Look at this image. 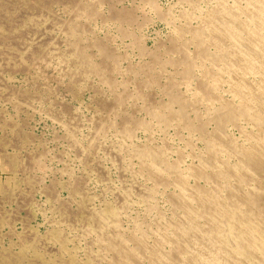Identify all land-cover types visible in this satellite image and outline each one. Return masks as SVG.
I'll return each mask as SVG.
<instances>
[{
  "label": "rangeland",
  "instance_id": "obj_1",
  "mask_svg": "<svg viewBox=\"0 0 264 264\" xmlns=\"http://www.w3.org/2000/svg\"><path fill=\"white\" fill-rule=\"evenodd\" d=\"M21 1L24 4H22ZM46 1L49 0H28L29 3L26 0H0V12L5 14L4 17V15L0 13V52L2 53H0V143L2 144H0V264H4L5 260H8V257H12L19 264H65L70 258L76 259L78 264H105V261L102 262L100 259L97 260L96 257L104 253V251H101L102 247L93 240L94 238L96 239V235H98V227L94 226L92 231H89L88 227L89 224L93 222L92 217L94 214H100L110 208H119L120 210L119 203L121 199L119 198L122 197L121 195L128 193L129 201H127V206L121 214V224L123 225V229L125 227L128 229H124V231L129 232L132 230L134 226L133 223L136 221H155L154 218H156L157 212L150 209L149 211L146 210L150 207L149 205L151 203L156 205L157 208L160 207V212H162L166 218H169L172 214V209L170 204H168L167 196L169 191H177V189L175 187L172 188V186H169L168 189L165 187L158 188L157 191L159 193H156L152 202L146 203L147 200L142 195V192L153 187V182L147 175H144V173L140 171L139 160H137V157L135 158L132 156L129 150L135 147H143L144 145L150 147L160 146V148L166 147L165 149L169 155L167 158L170 162L178 161L180 159L179 153L181 152L184 154L181 160V167L184 169L193 165V163L197 164V155L205 148V142L201 140L197 134L191 135L187 134V130H178L176 124H171L172 127L170 126V128L169 125L159 124L151 114L149 115V112H145V109L148 111L153 105H160L161 103H165L164 101H169V97L166 95L167 93L164 94L163 87L164 85L166 86V83L168 84L171 79L175 82V92L179 93L186 101L196 103L197 100L202 99L203 92L199 88L198 81L199 77L201 78L203 75L205 66H209L210 64L207 63V65L203 66V64L199 62V65L194 68L193 75H186L183 72L182 66L173 63V60H177L180 54L172 52L170 47L176 29L184 24L181 13H194L196 16L193 18L192 25L195 26V24L198 25L199 23V17L203 15L207 9L212 8L215 2L214 0H210L212 2L209 0H193V2L192 0H50V3H45ZM80 4L81 6H79ZM29 5H31V8ZM77 7L81 12L78 11ZM88 7L91 9H87ZM122 11L130 12L136 20L133 19L135 23L132 21L130 24L114 18L116 13L120 14ZM76 15L80 16H78L80 18L79 20ZM5 20L7 23H5ZM69 24H75L77 35L80 39L83 37L81 39L85 47H83V49L94 65L104 68H110L111 66H109L108 64L110 63L105 61L103 56L100 55V49H96L99 47L94 45L95 40L100 43L99 45L101 47H106L105 49L114 53L117 59L115 65H113V80L106 82L100 75L91 74L89 71L85 72L86 70L83 66H79L77 58L71 53L73 49L69 46L72 41L70 31L66 29ZM24 31L25 33H22ZM66 31L69 32V34L66 33ZM6 33H9V35ZM7 37L8 41L4 40L7 39ZM13 38L17 40H15V45L12 43L14 42ZM45 38L47 40L49 39L48 42ZM69 40H71L70 43ZM90 41L93 42L91 43ZM55 44L59 45L57 46ZM66 44H68V46ZM31 47L35 49V51L31 49ZM141 47L142 49L145 48L143 50L139 49ZM51 48H53L54 53L50 50ZM189 48L188 51H190L192 55L194 47L190 45ZM146 51L147 53L144 54ZM158 53L160 56L158 57L160 63L155 64L153 60L154 55L151 54L158 55ZM144 63H148L147 65L145 64V66L150 65L151 68L154 69L152 72L153 80L150 84L151 86L147 87V89L146 87L142 88L141 90H143V93L145 92L144 95L146 94L147 101L150 98L153 100L156 99L154 101L149 100L147 102L143 98H136V101H134L135 98L132 96V94H135L133 90L137 88L136 85L141 82L144 83L142 80L149 78L143 71L139 70V66L144 69L145 66H142ZM153 63L156 66L153 65ZM161 65H163V67ZM133 72L138 74L134 75ZM155 74H158L159 78H157L158 75ZM72 80L74 81L72 82ZM124 80L129 82V86L126 85V82H123ZM120 83L122 84L120 85ZM113 84L115 86H113ZM128 88L131 90L130 93L128 92ZM226 88L227 86H224L220 93L222 92L221 95L223 94L224 98L230 99L231 94ZM137 89L136 92L140 90L139 86ZM122 90H126L129 94L132 93L127 99L122 101L123 105L116 103L117 96L123 93ZM150 92L154 94L152 93L150 95ZM115 93L119 95L116 94L117 96H115ZM160 100H162V102H160ZM201 101H198V103H201ZM142 103L143 105L146 104V107L144 106L145 109H143ZM108 105L111 108H109ZM206 105L207 103H202L200 106L198 104L196 107L199 114L198 118H206L207 113L205 111H208L211 107H216V104ZM124 108L127 109L125 110ZM177 108L178 106H175V109ZM108 110L110 111L108 112ZM132 111H134V113ZM126 117L140 121L144 119L142 122H145L147 126H149V131L146 128H138V130L136 129L134 132V134H136L133 135L131 139L126 140L119 134V125H122L120 121ZM190 117L195 118L196 115L192 112ZM69 121L70 124L68 125ZM118 122L121 124L118 125ZM99 124H104L106 126V128H104L105 130H103V128L100 129ZM213 126V123L208 125L209 129H212ZM115 127L118 129H115ZM227 131L232 137L242 142V134L239 129L234 126H228ZM91 133H95L96 135L93 134L92 136ZM180 133L183 136H181ZM97 134L99 137H97ZM149 135L151 137H149ZM197 137L201 141L198 140ZM94 138L96 139L94 140ZM118 138L121 139L118 140ZM191 138L193 139L192 142L194 146L191 145L187 147L189 145L187 139ZM101 141L104 142V146ZM132 145H134V147ZM119 147H121V149ZM191 149L194 150V153L193 151L192 153L196 154L195 157L191 153V155L189 154ZM199 149H201V152H198ZM126 150H128V152ZM176 150H178V152ZM195 151L197 153H195ZM95 152L98 153L96 154ZM112 153L115 156H113ZM38 156L42 158L38 160ZM9 157L11 160L14 159L15 163L13 165L15 166L8 164V161L6 162ZM35 160L38 161L34 163ZM232 161L234 162V160ZM28 162L32 164L30 165ZM124 162H126V165L123 164ZM28 164L29 167H27ZM32 165L34 169H32ZM131 166L133 169H131ZM122 179L125 181H122ZM29 181L30 183L27 184L26 182ZM24 182L26 184H24ZM82 183H84V185ZM191 183H194V181L191 180ZM75 186L78 187L79 191L74 190L73 187ZM81 186L83 188H81ZM165 191L168 194H163ZM160 193L163 194V196ZM100 198L103 199L100 200ZM155 199H159L158 202L155 201ZM140 205H143L144 208ZM129 207L131 209H129ZM87 209L89 211H87ZM3 210L4 212H2ZM130 210L133 211L131 212ZM144 211L147 212L144 213ZM151 211L156 213L154 214V212ZM147 215H149V217ZM143 216L146 218H143ZM127 225L131 226L129 227ZM56 232H60L61 239L54 236ZM83 232L85 233L83 234ZM106 232L105 234H112V227H108ZM93 259L96 261L93 262Z\"/></svg>",
  "mask_w": 264,
  "mask_h": 264
},
{
  "label": "bare ground",
  "instance_id": "obj_2",
  "mask_svg": "<svg viewBox=\"0 0 264 264\" xmlns=\"http://www.w3.org/2000/svg\"><path fill=\"white\" fill-rule=\"evenodd\" d=\"M26 1L28 2V0H26ZM49 1H46L45 3H50ZM192 2H193V0H192ZM210 2H212V1H210ZM214 2L215 3H214L212 8H209L207 10L205 9L206 11L204 12V14L199 17V23L196 21L198 23V25L195 24V26L192 25V21L196 15H194V13H191V12H189V13L188 12L187 13L182 12L181 15H182V18L184 19V22H183L184 24H182L178 29H176L174 37H172L171 47L169 46L171 48L172 52H174L176 54H180V56L178 55L179 58L177 60L176 59L173 60V63L177 64L179 66H182L183 72L186 75H193L194 68L197 65H199L198 64L199 62L202 63L203 66L207 65V63L210 64L209 66H205L203 75L201 78L199 77V81H198L199 88L203 92V96L201 99L202 101L197 100L196 103H191V102L186 101L179 93L175 92V89H174L175 88V82L173 81V79H171L168 82V84L166 83V86L164 85V87H163L164 89L162 88L164 90V94L167 93L166 95H168V97H169L168 102L164 101L165 103H163V104L161 103L160 105H153L150 107V109H148V107H147L148 111L145 109L146 104L145 105H143V103L141 104V105H143L142 107L145 106L143 108V109H145V112L146 113L149 112V115L151 114L152 117L154 119H156L159 124L161 123V124L166 125V126L169 125V128H170L171 124L172 125L176 124L178 126L177 127L178 130L184 129V130H187L186 131L187 134H191V135L197 134L199 136V138H201V140H203L205 142V145H204L205 148L202 152H201V149H199L200 151L198 150V152H201L200 154L197 155L198 163L197 164L193 163V165H191L187 168H184V169L181 167V163H182L181 160L184 156V154L181 152H180L181 154L179 153L180 159L178 158L179 159L178 161L170 162L169 159L167 158V156H169V155L167 154V150L165 149L166 147L160 148V146H157V147H159V148H157V147H150V146L144 145L143 147H135V148L129 150L130 153L132 154V156H134L135 158L137 157V160H139L140 171L142 173H144V175H147V177L149 179H151V181L153 182V187L150 186L151 187L150 189L142 192V195L147 200L146 203L152 202L153 197L158 192L157 191L158 188L160 189L161 187H163V188L165 187L168 189L169 186H172V188L175 187L177 189V191L175 190V192H170L168 190L169 194L166 193V191L163 192V194L164 193L168 194V196L166 195L167 200L169 202L168 204H170L171 209H172V212H171L172 214L169 218H166L163 215V213L160 212V209H159L160 207L158 206L157 203L156 204L159 208H157L156 205L151 203L149 205L150 207L149 208L147 207L148 209H146V210L149 211V209H150V210H155L157 212V216H156V218H154L155 221L154 222H148V220H146V221L142 220L143 222L136 221L135 223H133L134 226L132 227V230L129 232L124 231V229H127V228L125 227L123 229V227H122L123 225L121 224V219H122L121 214H122V212H124L123 210L127 206V201H129V199H128L129 194L128 193H125L124 195L119 194L122 196V197L120 196L121 198H119V199H121L120 203H119L120 210H119V208H116V209L110 208V209H108V210H106L100 214H97V215L94 214V216L92 217L93 222L90 223L88 227H89V231H92L94 229V226L98 227V229H97L98 235H96L97 236L96 239L93 237L94 238L93 240H95L100 245V247H102L101 251H104V253H101L99 256H96V257H97V260L100 259L102 262L105 261V264H264V0H214ZM21 3H22V1H21ZM22 4H24V3H22ZM29 6L31 8V5H29ZM79 6H81V4ZM78 7H77V9L79 11ZM45 8H46V6H45ZM87 9H89V7ZM36 11H37V9H36ZM31 12H32V10H31ZM79 12H81V11H79ZM79 12H78V14H79ZM1 14H3V13H1ZM37 14H38V12H37ZM3 15L5 17V14H3ZM78 16H77V19L79 20L80 16L79 17ZM83 16H85V15H83ZM6 17H8V16H6ZM133 17L134 16H132V14H130V12L128 13V12H124V11L120 12V14L116 13V15H114V18H117L118 20H120L122 22L123 21L128 22L130 24L132 23V21L134 22V20H135ZM71 21H73V20H71ZM88 22H89V20H88ZM5 23H7L6 20H5ZM180 23H181V21H180ZM8 25H9V23H8ZM46 28L49 29L48 27H46ZM66 29H68V31H70V37L72 39V41L69 40V43L71 41V44L69 46H70V48L73 49V51L71 53H73L74 54L73 56L77 58V60H78L77 62L79 64V66L80 65L83 66V68L86 70V71L84 70L85 72L89 71L91 74L94 73V74L100 75L101 78L106 82L113 80V78H112V72L114 71L113 65H115L116 59H117L115 57L114 53L105 49L106 47L105 48L101 47L99 45L100 43L96 42V40H95L94 45H96V47L97 46L99 47L96 49H100L99 50L101 52L100 55L103 56V59H105V61L110 63L108 65L109 66L111 65L110 66L111 70L108 67L104 68V67L94 65V63L91 62L90 57L85 53V51L83 49L84 46H83V43L81 40L83 37H81V39H80V37L77 35L75 24L74 25L69 24L68 28H66ZM34 30H35V28H34ZM34 30H32V31H34ZM61 32H63V31H61ZM19 33H21V32H19ZM22 33H25V31ZM66 33L69 34V32H67V31H66ZM7 35H9V33ZM16 35H15V37H16ZM67 38H69V37H67ZM4 40L8 41V37H7V39H4ZM15 40L16 39H14V42H12L13 44L16 43L17 40L16 41ZM29 40H30V38H29ZM48 40L46 39L47 42H48ZM169 40H170V38H169ZM17 43H19V42H17ZM34 43H35V41H34ZM45 44H47V43H45ZM84 44H85V42H84ZM55 45H57V44H55ZM66 45L68 46V44H66ZM91 45H93V44H91ZM190 45H192L194 47L192 55H191V52L188 51V49H190L189 48ZM30 46H32V45H30ZM142 47L139 49H142ZM38 48H40V47H38ZM20 49H21V47H20ZM24 49H26V48H24ZM31 49H33V48L31 47ZM33 50L35 51V49H33ZM50 50L53 51V48H51ZM37 53H39V52H37ZM53 53H54V51H53ZM146 53H147V51L144 54H146ZM151 53H154V52H151ZM151 55H154L153 60L155 61V64L160 63V60L158 59V57H160L159 53H158V55L157 54H151ZM30 57H32V56H30ZM43 57H44V55H43ZM145 64L146 63H144V65L142 64V66H145ZM155 64L153 63V65H155ZM159 66H160V64H159ZM161 66L163 67V65H161ZM139 67H140L139 70L143 71L149 78H145L146 80H142V81H144V83L141 82V83L137 84L136 87L138 88V86H139L140 90L142 88H145V87L147 89V87L151 86L150 84L152 83V80H153L152 72L154 69H152L150 65L145 66L144 69L141 66H139ZM5 69H7V68H5ZM10 69H12V68H10ZM7 70H9V69H7ZM70 73H72V72H70ZM135 74H138V73H134V75ZM141 74H142V72H141ZM158 74H155V75H158ZM159 75L157 76V78H159ZM86 77H88V76H86ZM97 77H99V76H97ZM133 80H135V79H133ZM155 80H156V78H155ZM73 81L74 80H72V82ZM85 81H86V79H85ZM100 81H102V80H100ZM114 82H115V80H114ZM123 82H126V81L124 80ZM128 83L129 82H126L127 86H129ZM108 84H110V83H108ZM114 84H113V86H115ZM121 84L122 83H120V85ZM134 84H135V82H134ZM157 84H160V83H157ZM224 86H227L226 89H228V91L231 94L230 99L224 98L223 97L224 95L223 94L221 95L222 92L220 93L221 89H223ZM129 89L130 88H128V92L130 93L131 90H129ZM136 89L133 90V91H135V94L131 93L132 96H134V98H135L134 101H136V98H139V99L143 98V99H145V101H147L146 100L147 97L145 96L146 94L144 95L145 92L143 93V90H141V91L139 90L138 92H136ZM126 90L125 91L122 90L123 93H121V91H120V93H121L120 95L115 93V96H117V95L120 96V97L117 96V100L115 99L117 104H122V101H124L125 99H127L129 97V95H131ZM114 91H116V90H114ZM151 91H152V89H151ZM152 93L150 92V95ZM9 95H11V94H9ZM152 96H154V95H152ZM149 100H153V99L150 98ZM154 100H156V99H154ZM198 101H201V103H198ZM157 102H159V101H157ZM160 102H162V100H160ZM125 103H126V101H125ZM202 103H207L206 106H208V104L209 105H211V104L215 105L216 104V107H211L210 109L208 108L209 110L207 109L208 111H205L207 113V116L205 114L206 118H204V119L198 118L199 114L197 112L198 109L196 108L198 106V104L200 106V104H202ZM175 106H178V108L175 109ZM108 107H109V105H108ZM109 108H111V107H109ZM109 111L110 110H108V112ZM121 111H122V108H121ZM132 112L134 113V111H132ZM192 112L196 115L195 118H191L192 116L190 117V114ZM200 115H201V113H200ZM128 116H129V114H128ZM115 118H116V116H115ZM142 121H144V119ZM142 121L132 119L130 117H126L124 119H121V121H120L122 123L121 126L119 125L121 123L118 122L119 129H120L119 134L127 140V139H131L133 137V135L136 134V133L134 134V132L136 129L138 130V128H140V129L146 128L149 131V126H147V124L145 122H142ZM153 121H151V122H153ZM74 123H76V122H74ZM212 123L214 124V126L212 129L211 128L209 129L208 125L212 124ZM69 124H70V121H69L68 125ZM104 124L103 125L99 124L100 129L103 128V130H105L104 128H106V126H105L106 124L105 125ZM156 125H157V123H156ZM79 126H80V124H79ZM228 126H234L235 128L239 129V131L242 134V142H239L237 139H235L234 137H232L228 133V131H227ZM95 127H96V125H95ZM69 128H72V127H69ZM115 129H118V128L115 127ZM178 132H176V133H178ZM93 134H95V133H93ZM93 134H92V136H93ZM177 135H179V134H177ZM119 136H117V137H119ZM181 136H183V135L181 134ZM97 137H99V135ZM149 137H151V136L149 135ZM199 138H198V140H200ZM95 139L96 138H94V140ZM104 139H105V137H104ZM120 139L118 138V140H120ZM187 140H188V144H189L187 147H189L191 145L194 146V143L192 142V140H193L192 138L187 139ZM74 141H75V139H74ZM116 142H118V141H116ZM132 142H133V140H132ZM185 142H187V141H185ZM101 143L103 145L104 142L101 141ZM120 143H122V142H120ZM125 145H126V143H125ZM138 145H140V144H138ZM132 146L134 147V145H132ZM164 146H166V145H164ZM15 148H17V147H15ZM87 148H88V146H87ZM119 148L121 149V147H119ZM190 148H192V147H190ZM21 149H24V148H21ZM193 149H191V151H189V154L191 153L195 157L196 154H193L194 153ZM87 150H90V149H87ZM93 150H95V149H93ZM102 150H104V149H102ZM79 151H81V150H79ZM126 151L128 152V150H126ZM176 151L178 152V150H176ZM192 151H193V153H192ZM123 152H125V151H123ZM195 153H197V152L195 151ZM113 156H115V155L113 154ZM41 158H39V156H38V160ZM117 159L120 160L121 157H120V159L119 158H117ZM130 160H132V159H130ZM232 160H234V162ZM7 161H8V164H10V165H13L15 163L14 159L11 160L10 157L6 160V162ZM37 161L35 160L34 163ZM96 162H98V161H96ZM28 163H30V162H28ZM125 163L126 162H124L123 164L126 165ZM31 164L32 163H30V165ZM26 165H27V161H26ZM127 165H129V164H127ZM130 165H131V162H130ZM13 166H15V165H13ZM6 167H8V166H6ZM27 167H29V164ZM36 167H38V166H36ZM97 168H98V166H97ZM99 168H100V166H99ZM32 169H34L33 165H32ZM124 169H126V168H124ZM131 169H133L132 166H131ZM135 171H137V170H135ZM102 174H103V172H102ZM97 176H98V174H97ZM77 179H79V178H77ZM107 180H108V178H107ZM191 180H193L194 183H191ZM122 181H125V180L122 179ZM146 181H148V180H146ZM26 183L28 184V183H30V181L26 182ZM26 183L24 182V184H26ZM76 183H78V182H76ZM82 184L84 185V183H82ZM77 186H78V184H77ZM77 186L73 187L75 191H77V190L79 191ZM85 186H86V184H85ZM146 186H148V185H146ZM81 188H83V187L81 186ZM43 191H44V189H43ZM55 193H56V191H55ZM118 193H119V191H118ZM140 193H141V191H140ZM163 194H161V195L163 196ZM57 196H59V195H57ZM112 197H114V196H112ZM117 197H119V196H117ZM102 199L100 198V200H102ZM158 200L159 199H157V200L155 199V201H157V202H158ZM164 200H166V199H164ZM140 201H141V199H140ZM141 207H143V205ZM26 208H28V207H26ZM129 209H131V208L129 207ZM5 211H7V210H5ZM26 211H27V209H26ZM87 211H89V210L87 209ZM87 211H86V213H87ZM130 211L132 212L133 210H130ZM2 212H4V210ZM127 212H129V211H127ZM145 212H147V211H144V213ZM151 212H154V211H151ZM156 212H154V214ZM11 213H13V212H11ZM127 214H130V213H127ZM0 216H1V214H0ZM147 216L149 217V215H147ZM119 217H120V223H119ZM144 217L145 216H143V218ZM67 219H68V217H67ZM122 221L125 222L124 220H122ZM126 221H128V220H126ZM85 222H86V220H85ZM119 224H120V229H119ZM127 226H129V225H127ZM108 227L109 228L112 227V231H113L112 234H109V235L105 234ZM95 230H96V228H95ZM28 231H30V230H28ZM84 233L85 232H83V234ZM75 235H77V234H75ZM33 236H35V235H33ZM54 236L57 237L58 239L62 238L60 235V232L54 233ZM16 243H18V242H16ZM53 243H54V241H53ZM87 243H90V242H87ZM74 246H76V245H74ZM51 249H53V248H51ZM76 252H78V251H76ZM81 256H82V254H81ZM94 259H93V262L96 261V260L94 261ZM41 261H43V260H41ZM4 264H19V263L16 260H14L12 257H10V258L8 257V260H5ZM65 264H78V263H77L76 259L70 258L67 262H65Z\"/></svg>",
  "mask_w": 264,
  "mask_h": 264
}]
</instances>
